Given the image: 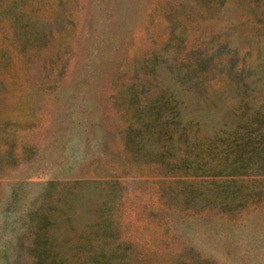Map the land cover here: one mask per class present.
I'll return each mask as SVG.
<instances>
[{
	"label": "rangeland",
	"instance_id": "rangeland-1",
	"mask_svg": "<svg viewBox=\"0 0 264 264\" xmlns=\"http://www.w3.org/2000/svg\"><path fill=\"white\" fill-rule=\"evenodd\" d=\"M247 97L264 107V0H0V264H32L37 233L47 264H264V173L175 159L177 107L208 142Z\"/></svg>",
	"mask_w": 264,
	"mask_h": 264
},
{
	"label": "trees",
	"instance_id": "trees-1",
	"mask_svg": "<svg viewBox=\"0 0 264 264\" xmlns=\"http://www.w3.org/2000/svg\"><path fill=\"white\" fill-rule=\"evenodd\" d=\"M238 81L246 82L245 78ZM250 87L249 83L244 84ZM264 107H256L252 98L243 100V111L239 113L237 122L223 131V135L216 134L211 140L201 141L197 136H189L185 132L182 109L176 108L178 137L176 142L179 169L189 173L210 175L237 176L264 173ZM161 112V110L159 111ZM162 113L155 121H149L143 125L147 130V137L139 140V150H145L155 161H164L165 153L169 151L166 140L162 141L163 135H168L169 141L174 137L168 131V121L163 119ZM159 120V121H158ZM158 121V122H157ZM161 139V145L157 146ZM127 143H131L130 134ZM174 142V144H175ZM174 147V145L172 146ZM207 158V159H205ZM212 160H217L212 163ZM51 220L47 217H39L37 226L48 228ZM30 251L35 259L32 264H47L56 262L55 258L48 254L47 236L37 233L32 240ZM22 245V240H20Z\"/></svg>",
	"mask_w": 264,
	"mask_h": 264
}]
</instances>
